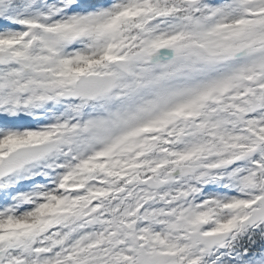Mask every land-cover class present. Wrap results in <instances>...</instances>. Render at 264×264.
<instances>
[{"label": "snow or ice", "instance_id": "1", "mask_svg": "<svg viewBox=\"0 0 264 264\" xmlns=\"http://www.w3.org/2000/svg\"><path fill=\"white\" fill-rule=\"evenodd\" d=\"M0 264H264V0H0Z\"/></svg>", "mask_w": 264, "mask_h": 264}]
</instances>
